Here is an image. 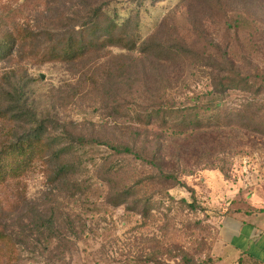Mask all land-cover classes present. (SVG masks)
Here are the masks:
<instances>
[{
	"label": "rangeland",
	"instance_id": "1",
	"mask_svg": "<svg viewBox=\"0 0 264 264\" xmlns=\"http://www.w3.org/2000/svg\"><path fill=\"white\" fill-rule=\"evenodd\" d=\"M89 1L31 7L24 0H1L0 16L10 18L14 30L36 31V45L45 48L72 33ZM220 1L222 10L205 8L204 0H144L143 55L106 48L73 64H32L19 54L0 61V143L40 121L50 146L44 165L0 191L1 224L11 238L0 264H226L219 221L233 209L228 200L237 204L264 189V136L249 131L248 141L241 130V145L220 154L225 174L201 167L182 174L149 209L109 200L125 185L143 182L147 172L141 161L109 145L131 143L132 137L151 140L159 130L146 131L139 118L162 98L177 104L205 89L210 71L203 64L212 50L222 53L231 44L243 69L264 71V3ZM135 3L116 0L109 9L124 17ZM241 9L248 14L245 30L237 24ZM181 41L191 52L184 68L157 47ZM258 97L264 99V92ZM240 99L236 92L231 101ZM93 137L109 145H93ZM63 147L69 150L58 152ZM62 161L66 171L58 169Z\"/></svg>",
	"mask_w": 264,
	"mask_h": 264
},
{
	"label": "trees",
	"instance_id": "2",
	"mask_svg": "<svg viewBox=\"0 0 264 264\" xmlns=\"http://www.w3.org/2000/svg\"><path fill=\"white\" fill-rule=\"evenodd\" d=\"M1 1V0H0ZM51 0H24V5L48 4ZM87 1V0H85ZM136 1V0H135ZM144 0L129 5L133 11L124 17L111 12L109 6L116 0H90L84 13L72 24V33L61 34L45 48L36 45V31L12 29V20L0 16V61L19 54L32 64L47 62L75 63L83 57L106 48H115L143 55L144 37L141 35L140 6ZM201 1V0H200ZM264 3V0H258ZM203 2V1H202ZM220 0H204L205 8L224 9ZM223 15L226 10H223ZM239 30L248 20L246 9L236 11ZM77 28V29H75ZM229 45V47H228ZM227 43L228 50H212L203 66L208 69V86L193 93L177 104L160 99L153 107L146 108L144 129L157 128L156 134L139 141L109 145L93 137V145L108 144L115 153H123L141 161L147 168L145 180L125 185L120 191L109 196L110 203L129 202L135 208L149 209L156 195L162 198L165 185L177 184L182 174H192L198 168H217L225 174L220 154H228L241 145L238 134L250 137V132L264 136V71L243 69L234 58V46ZM159 50L176 59L180 68L188 65L190 45L181 41L177 45L160 44ZM218 49V48H217ZM189 50V51H188ZM262 75L259 77L258 75ZM241 93L238 102H232V95ZM0 114H4L0 109ZM48 132L39 121L36 128L18 135L7 137L0 143V191L19 185L40 164L46 163ZM246 143L242 142V145ZM63 147L58 152H65ZM216 161V163H214ZM67 162L62 161L58 169L66 171ZM113 186L109 177L103 179ZM16 183V184H13ZM112 188V187H111ZM20 188L16 193L20 195ZM111 192V191H110ZM109 192V194H110ZM142 192V193H141ZM2 202L0 200V218ZM227 209L224 213L231 212ZM11 238L0 219V259L6 253Z\"/></svg>",
	"mask_w": 264,
	"mask_h": 264
},
{
	"label": "crops",
	"instance_id": "3",
	"mask_svg": "<svg viewBox=\"0 0 264 264\" xmlns=\"http://www.w3.org/2000/svg\"><path fill=\"white\" fill-rule=\"evenodd\" d=\"M221 216L218 240L226 264H264V189H255Z\"/></svg>",
	"mask_w": 264,
	"mask_h": 264
}]
</instances>
